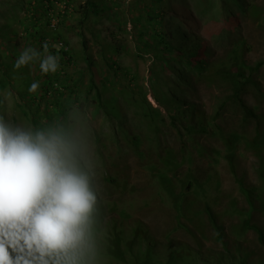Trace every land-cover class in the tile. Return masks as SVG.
I'll return each instance as SVG.
<instances>
[{
  "label": "trees",
  "instance_id": "16d2710c",
  "mask_svg": "<svg viewBox=\"0 0 264 264\" xmlns=\"http://www.w3.org/2000/svg\"><path fill=\"white\" fill-rule=\"evenodd\" d=\"M59 1L65 3L63 9H57L56 4ZM73 1L0 0V19L2 20L0 21V43L4 47L0 49V90L14 89L16 91L20 102L14 103V110L20 112L22 117H27L33 128H43L60 122L67 124L70 112H73V109H82L78 105L89 101L92 96L96 107L90 111V117H94L99 111L100 114L102 113L103 121L114 120L115 124H111V130L106 134L102 130L99 132L118 145L119 149L125 146L133 150L139 157L146 154L140 149L144 132H133L130 131V128L125 127L126 117L124 118V115L127 116L126 110L129 104L132 106L134 116L141 114L146 119L144 126H146L145 131L148 132L147 141L155 142V138L161 136V132H163L161 125L165 116L158 108L151 107L146 98L147 91H143L139 85H135L138 90L137 97L130 93L131 83L135 82L134 75H130L129 69L120 66L118 60L115 59L114 55L121 54L123 44L116 41L108 43L105 48L101 46L98 53L99 61H96L89 52V42L85 31L90 33L92 37L90 39L96 42L100 34L98 33V36L95 34L92 24L94 21H102L103 18L116 25L118 32L124 33L127 31L125 24L129 21L137 42L136 56L143 57L144 51L150 53L151 63L147 78L149 88L153 100L168 113L170 127L176 128L179 121L183 119L184 124L180 127H183L188 134L192 132L206 133L207 127L211 125L220 131L221 128L215 121L222 116L225 108L231 106L241 111L244 121L257 118L255 107H250L243 99V95L252 87L259 92V86L252 75L264 66V59L257 61L254 65H249L243 57L246 42L242 38L235 41L234 48L230 50L229 59L224 61L218 59L221 61H217L211 59L212 49L203 43L200 35L195 31V22L193 21V27H188L184 21L186 22L190 17L181 16L180 18L177 15L174 5L177 0H129L127 3H125L126 0H84L76 8L77 17L74 26V31L81 44L80 58L84 63L83 66L77 67L68 48V42L62 37L61 30H59L60 26H65L67 13L70 7L72 8ZM185 1L181 0V2ZM216 1L197 0V5L202 8L203 13H206L209 9H213ZM220 4L225 11L231 9L232 12L229 14L245 16L252 14L254 18L262 16L257 7L249 0H220ZM58 42L62 43L59 47ZM44 43L48 44L47 54L60 57L59 68L55 73L42 74L39 61L22 66L20 69L14 68V63L23 49L32 47L43 52ZM95 65L99 66L98 69L101 72H107L106 76L100 77L101 88L96 85L93 76L92 70ZM69 67L74 68L72 73L66 69ZM86 75L88 76L86 84L82 86L83 78ZM115 75L128 79L124 80L127 83L123 85L121 80L113 79ZM214 80L220 82L227 92L217 102L213 113L207 116L195 109L196 105L190 98L195 96L198 82ZM34 81L40 87L35 93H30L28 89ZM109 87L124 90L119 91L120 95L123 94L120 101L113 94L110 97L104 95ZM256 91L255 94H258ZM123 104H127L125 108ZM88 112V110H84L86 122L89 118ZM95 132L96 130L93 131V138ZM263 134L264 130L256 127L254 137L246 143L247 146L254 148L257 155L264 147ZM235 138L237 135L233 133L229 135L228 140L233 142L236 140ZM121 142H124L123 145L120 144ZM259 159L260 163H263L260 175L264 179V159ZM183 160L185 161L187 158ZM181 164V160L177 161L172 153L167 152L165 171L176 170ZM165 171L159 172V183L165 194L172 200L177 225L188 231L187 226L179 220L181 218L192 220L185 212L186 208L193 203V199L190 198L184 183L180 185L179 191H175L176 171L174 177ZM104 178L114 180L110 176ZM187 181L195 185V189L192 191L198 194L200 184L197 179L188 178ZM253 189L241 187L250 205L252 203L250 192ZM257 194L261 196L258 192ZM105 211V207L99 202L97 219L100 225H102V216ZM204 211L216 233V241L219 242L221 250L212 251V254L202 256L199 251L200 247H197L192 252V264H251L245 252L239 254L236 251L239 250L238 243H234L236 247L233 251L229 247V242L224 237L223 226L218 222L209 205L205 204ZM246 215L247 218L243 220L238 230L240 233L252 230L256 234L258 244L264 249V228L250 222L249 211L246 212ZM104 226H101L103 230H105ZM106 232L108 237L110 234L112 236L105 246L108 254L110 253L117 259L127 257L130 264H152L148 258L139 255L142 250L141 243L146 241L139 226L130 228L129 232L132 236L127 240L126 245L129 249L126 250L120 246L123 242L120 229L113 225V229L106 228ZM135 238L138 242L135 241ZM170 241L172 240L167 241L165 247L170 248ZM134 247H136L135 251ZM177 249L178 247L170 250L164 264H179V261L185 263L183 252L181 249L176 251ZM145 251L146 256L150 257L149 245H146ZM255 264H264V258L259 259Z\"/></svg>",
  "mask_w": 264,
  "mask_h": 264
},
{
  "label": "rangeland",
  "instance_id": "374dc122",
  "mask_svg": "<svg viewBox=\"0 0 264 264\" xmlns=\"http://www.w3.org/2000/svg\"><path fill=\"white\" fill-rule=\"evenodd\" d=\"M83 1H73L72 8L70 7L67 13L65 26L59 27L62 37L68 42V48L77 67L84 65L80 58L82 53L80 39L74 31L77 17L76 8ZM128 1L126 0L125 3ZM249 1L261 12L260 18H254L252 14L251 16L229 14L232 12L231 9L225 11L220 0H217L213 9H209L206 13L201 11L202 8L197 5V0H186L185 2L177 0L174 5L180 18L181 16L190 17L189 20L184 21L185 25L193 27V21L195 22V31L200 35L203 43L213 51L211 59L217 61L229 59L230 50L234 48L235 41L242 38L246 42L243 57L249 65H254L257 61L264 59V0ZM56 5L57 9H63L65 3L59 1ZM0 21L2 20L0 19ZM125 25L127 31L124 33L118 32L116 25L105 18L99 22L94 21L93 30L97 36L99 33L100 37L94 42L90 39L92 38L91 34L85 31L89 42V52L96 61H99L98 53L101 46L105 48L108 43L121 42L123 50L121 54L114 56L120 66L129 69V74L134 75L135 82L131 83L130 93L137 97L138 90L135 85H139L143 91H147L146 98L151 107L158 108L165 118L161 125L163 130L161 136H157L155 142H149L146 139L148 132L145 131L146 126H144L146 119L141 114L134 116L132 106L123 104L124 108L127 105V116L124 115V118L126 117L125 127L130 128V131L133 132L146 133H143V141L140 145V149L146 154L139 157L133 150L125 146L119 149L118 145L105 135L107 131L111 130V124H115L114 120L103 121L102 113L100 114L99 111L94 117H90V111L96 107L92 96L89 101L78 105L82 108L78 111L85 122L87 119L84 110L89 111L86 123L98 166L100 203L106 210L102 216L101 225H105L103 227L105 228L103 230L104 264H130L127 257L117 259L107 253L105 246L112 236L111 234L109 237L107 236L106 228L112 230L113 225L122 231L123 242L120 246L123 250L129 249L126 243L132 236L129 232L130 228L139 226L146 238V241L141 240L142 250L139 255L148 258L152 264H164L170 250L177 247L176 251L181 249L185 260V263L179 261V264H192V252L197 247H200L199 251L202 256L212 254V251H220L221 247L216 241V233L204 211L205 204L209 205L218 222L223 226L224 237L229 242L232 251L236 247L234 243H238L239 250L236 251L239 254L245 252L249 262L255 264L256 261L264 258V249L258 244L256 234L252 230L240 233L238 228L247 218L246 212L248 211L250 212V222L264 228V179L260 175L263 163L261 164L259 159H264V147L257 155L254 148L246 145L254 137L256 127L264 130V66L252 75L259 86V92L252 87L243 95L245 102L250 107H255L257 118L244 121L241 111L231 106L225 108L222 116L215 121L221 128L220 131L211 125L207 127L206 133L192 132L188 134L183 127H180L184 124L183 119L179 121V124L176 123L178 125L176 128L170 127L168 113L153 100L147 79L151 63L150 53L143 50V57L136 56L137 42L134 39V30L129 21ZM61 44L58 42V47ZM2 48L4 47L0 43V49ZM141 48L144 49L142 46ZM98 67V65L93 66L92 71L96 85L101 88L100 77L106 76L107 72H101ZM66 69L72 73L74 68ZM87 77L86 75L83 78L82 86L86 84ZM114 78L121 80L123 85L127 83L124 80H128L121 78L120 75H115ZM214 81L198 82L195 96L190 98L196 105L195 109L207 116L213 113L217 102L227 92L220 82ZM119 91L124 90L109 87L104 95L110 97L113 94L120 101L123 94L120 95ZM255 91L258 94H255ZM0 98V115L15 123L31 125V121L27 117H22L20 112L14 110V103L20 102L14 89L0 90ZM74 106L76 107V104ZM94 130H96V134L93 138ZM99 130L105 134H101ZM233 133L237 135V138L230 142L228 137ZM120 139L122 140V138ZM123 143L120 144L123 145ZM230 145L231 148H229ZM167 152L172 153L177 161H182L176 170L165 171ZM184 158L187 160L184 161ZM162 171L168 172L172 177L176 171L175 191H179L180 185L184 183L190 198L193 199V203L186 208L185 212L192 220L188 221L184 218L179 220L187 226L188 231L179 227L175 221V208L172 200L165 194L159 183L158 174ZM105 176H110L114 180H107L104 178ZM188 178L197 179L200 184L198 194L192 191L195 189V185L190 184L187 181ZM241 187L255 188L250 192L252 206ZM257 192L261 196H258ZM169 240L172 241H170V248H167L165 246ZM135 241H137L136 238ZM146 245H149L150 257L146 256ZM135 250L136 247H134Z\"/></svg>",
  "mask_w": 264,
  "mask_h": 264
},
{
  "label": "clouds",
  "instance_id": "9594fccd",
  "mask_svg": "<svg viewBox=\"0 0 264 264\" xmlns=\"http://www.w3.org/2000/svg\"><path fill=\"white\" fill-rule=\"evenodd\" d=\"M47 52L23 49L14 68L39 61L55 73L60 57ZM97 167L77 109L43 128L0 115V264H104Z\"/></svg>",
  "mask_w": 264,
  "mask_h": 264
}]
</instances>
